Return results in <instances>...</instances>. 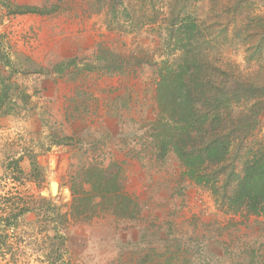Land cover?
Here are the masks:
<instances>
[{
    "label": "rangeland",
    "instance_id": "obj_1",
    "mask_svg": "<svg viewBox=\"0 0 264 264\" xmlns=\"http://www.w3.org/2000/svg\"><path fill=\"white\" fill-rule=\"evenodd\" d=\"M101 1L12 0L48 5L56 10L51 15L10 16L0 6V61L3 55L11 63L6 68L0 62V79L18 83L31 97L0 117V264H136L147 255L171 264H263L264 216L221 210L211 189L191 182L174 155L157 159L150 135L158 119L159 69L176 59L163 14L195 16L202 37L191 49L203 51L221 84L238 79L237 89L244 84L246 90L264 87V0H123L131 14L121 15L124 27L132 19L139 28L137 22L157 20L136 33L114 31ZM102 47L126 57L123 72H53L74 57L96 60ZM42 69L46 74L33 73ZM261 107L264 101L250 112L239 110L247 116L241 117L237 151L264 146V111L256 114ZM234 161L221 168L220 184ZM113 162L139 205L135 218L101 212L58 220L56 209L70 211L71 176ZM236 166L240 172V162ZM37 198L46 200L43 210L12 224L18 204ZM4 219H11L8 227Z\"/></svg>",
    "mask_w": 264,
    "mask_h": 264
},
{
    "label": "trees",
    "instance_id": "obj_2",
    "mask_svg": "<svg viewBox=\"0 0 264 264\" xmlns=\"http://www.w3.org/2000/svg\"><path fill=\"white\" fill-rule=\"evenodd\" d=\"M101 2L102 7L107 10L108 24L114 31L136 33L142 28L141 26L157 22L155 19L151 22L150 19L137 22L140 24L139 28L132 19L128 22V27H124L125 23L121 21V15L126 13L131 16V14L126 7L123 8V0ZM138 4L140 11H144L145 3L140 1ZM0 6L5 8L10 16L51 15L56 11L48 8V5L44 7L18 5L12 0H0ZM163 16L164 21L161 24L166 27L167 41L171 48L175 49L172 53L176 59L173 63L164 62L159 69L156 87L158 119L153 122L150 135L155 143L156 157L164 161L170 154L174 155L184 169V175L191 182L211 189L221 210L263 217L264 146L245 147L239 151L236 148L237 142L243 138L240 127L241 117L247 116L244 112L241 116L239 110L243 107L250 112L251 109L263 105L264 87L251 84L245 90L246 85L242 84V88L237 89V82H240L238 79L227 85L221 84L219 77L212 73L203 51L191 49L202 37V30L196 17L187 13L176 16V20L167 18L168 15L165 13ZM107 50L102 47L96 60L86 63L80 62L82 58L74 57L55 65L53 72L63 75L66 69L73 68L82 71L123 72L128 66V63H125L126 57L113 55ZM1 57L6 68L11 65L7 56L1 55ZM33 73L46 74L43 69ZM10 94L14 95L12 99ZM30 98L26 89L18 83L0 79V117L12 115L15 112L14 108L27 105ZM263 111L262 108L256 114ZM58 145L62 143L58 142ZM240 154L243 159H239ZM233 157L235 161L231 163L232 169L220 184L223 173L221 168L226 170V165L228 164L229 167ZM237 161L241 165L240 172L236 171ZM19 163L20 161H16L14 164L21 174L23 171ZM33 168L34 171L37 170L36 162H33ZM231 186L233 189L229 193ZM69 188L72 196L70 211L63 215L56 209L55 216L58 220L67 223L68 217L77 220L89 219L101 212H111L122 219H133L137 214L139 205L136 199L125 192L121 168L116 162L107 168L92 164L87 168L79 169L71 176ZM44 202L45 199L37 198L35 204H18V211L14 215L12 224H16L22 216L34 210L42 211L41 204ZM4 220V226L8 227L11 219ZM61 231L57 227L54 229L56 235ZM63 244L64 242L61 243ZM259 259L264 264V253ZM127 264H133L132 259ZM136 264L171 263L154 261L147 255Z\"/></svg>",
    "mask_w": 264,
    "mask_h": 264
},
{
    "label": "bare ground",
    "instance_id": "obj_3",
    "mask_svg": "<svg viewBox=\"0 0 264 264\" xmlns=\"http://www.w3.org/2000/svg\"><path fill=\"white\" fill-rule=\"evenodd\" d=\"M52 168L54 169V168H55V166H54V165H52ZM52 192H53V193H55V192H56L55 188H53V189H52Z\"/></svg>",
    "mask_w": 264,
    "mask_h": 264
}]
</instances>
